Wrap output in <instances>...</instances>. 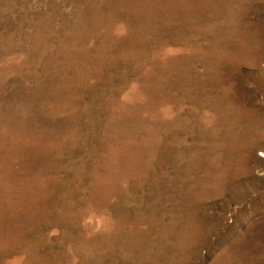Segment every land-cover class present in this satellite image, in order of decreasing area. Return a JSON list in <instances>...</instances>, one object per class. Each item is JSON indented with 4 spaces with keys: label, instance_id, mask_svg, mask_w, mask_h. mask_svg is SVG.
I'll return each mask as SVG.
<instances>
[{
    "label": "rangeland",
    "instance_id": "rangeland-1",
    "mask_svg": "<svg viewBox=\"0 0 264 264\" xmlns=\"http://www.w3.org/2000/svg\"><path fill=\"white\" fill-rule=\"evenodd\" d=\"M0 264H264V0H0Z\"/></svg>",
    "mask_w": 264,
    "mask_h": 264
}]
</instances>
